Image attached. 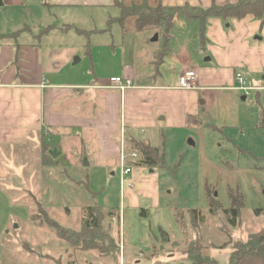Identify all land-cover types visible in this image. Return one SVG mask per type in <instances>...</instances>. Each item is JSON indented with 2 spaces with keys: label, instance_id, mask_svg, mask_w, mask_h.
<instances>
[{
  "label": "rangeland",
  "instance_id": "rangeland-1",
  "mask_svg": "<svg viewBox=\"0 0 264 264\" xmlns=\"http://www.w3.org/2000/svg\"><path fill=\"white\" fill-rule=\"evenodd\" d=\"M185 10L193 15L199 14L198 7L196 10ZM107 13L115 14L116 9H97L94 27L105 26ZM175 15L181 18L179 14ZM222 18L227 20L230 17ZM49 22H54V18L51 17L43 24L40 22V25L43 27ZM193 24L196 26L195 21H189L187 27H183L176 19L173 24L174 32L186 36L181 40L187 41L189 49L192 47L190 34L198 32V26L195 29ZM87 25L90 24L87 22ZM151 31L154 30L141 32L148 34ZM154 34L150 36V41ZM55 35L56 41L60 42H86L82 35L72 31ZM54 37L48 35L42 41H52L50 39ZM158 37L152 45L160 46L164 42L162 34ZM89 39L90 49L92 44L94 46L106 40L121 45V50L127 56L133 54L141 41V37L134 33ZM198 44L197 50L200 49L199 41ZM79 55L76 56L82 58L81 62L72 66L82 70L86 64L89 68L88 56L84 52ZM205 57L207 55L201 50L198 56L200 65ZM256 79L261 80L259 75ZM198 89L205 90V93H199L198 101L203 104H199L195 113L196 123L184 127L166 125L162 121L160 130H144L151 143L163 148V161L153 170L156 180L151 174L152 169L142 171L138 166H133L136 174L145 180L141 185L135 184L139 207L128 205L126 201L123 204L124 229L122 224V227L119 226L120 217L113 218V210L108 213L110 208L118 213L120 202L123 203L119 184L120 166L114 164L118 154L115 153L113 158H105L95 144L92 146L90 141L88 144L85 140L82 142V137L75 130L70 135H66V131H52L45 135L39 133L23 149L2 148L0 264L187 262L182 251L195 238L203 245L209 244L203 253L215 257L219 264H226L230 248L220 247L227 240L225 231L229 230L233 239H244L247 234L257 232L264 226V97L263 94L256 96L255 91L241 99L243 94L224 88L215 92L206 90L208 88ZM159 131L163 133L162 139L160 136L158 138ZM140 136L145 139L143 134ZM129 144L127 142L128 147ZM48 150L59 154L50 156ZM131 151L126 149V153ZM85 160L88 165H84ZM154 180L156 196L152 192ZM145 190L148 195L144 194ZM30 194L37 197L52 220L72 230V233L87 234L83 230L82 209L94 206L93 212L102 220V227L92 235L97 244L101 245L102 252L93 248H74L54 235L51 227L42 221H33L30 215L33 208ZM231 195L237 196L242 203L239 221L234 228H229L225 223L223 213L215 216L209 212L212 200L217 201L222 209L229 208L232 205ZM194 208L202 217L197 229L191 227L185 212ZM142 209L144 215L140 214ZM176 214L180 215L181 221ZM159 229L169 234L167 242L161 241ZM87 239L88 242L94 240L93 236ZM113 247L115 250H112Z\"/></svg>",
  "mask_w": 264,
  "mask_h": 264
},
{
  "label": "crops",
  "instance_id": "crops-1",
  "mask_svg": "<svg viewBox=\"0 0 264 264\" xmlns=\"http://www.w3.org/2000/svg\"><path fill=\"white\" fill-rule=\"evenodd\" d=\"M113 1L0 0V35L20 30L14 40L0 44V151L2 148L23 149L39 133L66 131V135H70L75 130L82 142L95 144L105 158L118 154L114 164L119 166L122 143L125 150L129 149L127 142L131 140L159 146L151 143L145 129L160 130L162 121L166 125L184 127L196 123L195 113L199 104H203L198 101L199 93H205L198 88H208L206 90L211 92L221 88L235 91L231 87L238 67L252 85H264V23L250 14L240 19L208 18L199 50L196 49L199 46L198 32L190 34L192 47L189 49L187 41L181 40L186 36L174 32L173 25L165 50L164 42L160 46L152 45L149 38L155 31L134 33L141 37V41L130 56L125 55L121 45L106 40L92 44L89 50H84L83 41H56L55 33L58 32L77 33L75 28L85 31L102 29L93 25L96 11L111 9ZM236 1L161 0V3L165 7L184 4L206 7ZM51 17L54 22L41 27L40 24ZM176 17L173 24L176 19L179 25L187 27L189 21L179 15L181 18ZM87 22L88 27L85 26ZM46 28L48 30L42 32ZM155 34L161 35L159 32ZM48 35L55 37L50 39L52 41H42ZM78 35L85 38L83 34ZM106 35L110 36L92 33L90 37ZM201 50L207 57L200 65L198 56ZM80 52L88 56L89 68L85 64L82 70H76L72 65L81 62ZM76 57L79 61L74 64ZM187 70H194L196 74L195 86L190 90L178 86L179 77ZM258 75L260 81L256 79ZM113 77L129 78L132 85L120 91L110 82ZM260 94L263 92H256V96ZM159 136L160 139L163 136L160 131ZM139 169L144 171L147 168ZM151 174L156 180L153 170ZM141 177L132 169L130 186L120 192L123 203L120 202L118 213L115 211L112 217L123 216L119 224L123 229L124 202L135 207L140 205L134 189L135 184L141 185L145 180ZM155 180L152 192L156 196ZM143 192L148 195L146 190Z\"/></svg>",
  "mask_w": 264,
  "mask_h": 264
},
{
  "label": "trees",
  "instance_id": "trees-1",
  "mask_svg": "<svg viewBox=\"0 0 264 264\" xmlns=\"http://www.w3.org/2000/svg\"><path fill=\"white\" fill-rule=\"evenodd\" d=\"M113 7L116 9L115 14H108L105 26L99 30L85 31L75 28L78 34L85 36V50L91 47L90 34L107 33L110 36L117 34L123 36L131 33H138L144 30L153 29L155 33H161L164 37V50L170 39L169 32L172 29L173 18L175 14H179L187 21H196L198 24V38L200 44L204 41L207 19L210 17H230L240 19L246 15H253L259 18L261 23H264V0H237L235 3H226L223 5L211 4L206 7H198L199 14L193 15L186 12L185 9L191 8L196 10V7H191L188 4L182 6L165 7L162 5L161 0H114ZM46 30L43 29L42 32ZM20 30L0 35V44L6 43L9 39H15ZM163 50V51H164ZM163 136H161V139ZM129 149L137 153V158L128 163L132 167L139 166L154 170L157 168L158 163L163 161V148L159 146H151L143 141L131 140L129 142ZM161 147V154L159 155V148ZM44 163L48 161H43ZM32 200L31 219L33 221H42L51 227L54 235L61 240H64L70 246L80 249H97L102 252V247L95 241V236L92 235L95 231L102 227V220L97 218L93 212L94 206H87L82 209L83 212V230L87 234H78L71 232L68 228L63 227L47 214L44 206L39 202L37 197L30 194ZM241 197V196H240ZM232 205L229 208L222 209L217 201L212 200L209 203V212L212 215L218 216L223 213L226 224L229 228H234L239 221L240 208L242 203L238 201V197L231 195ZM100 207V206H99ZM114 211V208L108 209V213ZM112 211V212H113ZM192 228L197 229L201 224L202 217L197 209H187L185 211ZM144 215V209L140 211ZM181 221L180 215L176 214ZM107 229V228H105ZM90 232V234H89ZM105 233H107L104 230ZM227 240L220 245V247L230 248L228 261L226 264H264V226L257 232L249 233L244 239L232 238L229 230L225 231ZM78 234V235H77ZM101 234V232H100ZM99 234V235H100ZM159 235L162 242L169 240V234L159 229ZM93 236L94 240L88 242V237ZM160 238V237H159ZM80 240V242H79ZM112 242V241H111ZM112 245V244H111ZM209 244L203 245L198 238L189 241L185 249L182 251V256H185L187 262L181 260L174 263L160 264H219L215 257L203 253V249L207 248ZM112 250H115L113 247ZM115 259V256H112ZM159 263V261H157Z\"/></svg>",
  "mask_w": 264,
  "mask_h": 264
},
{
  "label": "built area",
  "instance_id": "built-area-1",
  "mask_svg": "<svg viewBox=\"0 0 264 264\" xmlns=\"http://www.w3.org/2000/svg\"><path fill=\"white\" fill-rule=\"evenodd\" d=\"M195 71L194 70H187L185 71L178 80V86L182 89H193L195 86ZM110 82L118 88L120 91H123L124 89L130 87L132 85V81L129 78H121V77H113L110 78ZM233 90L237 91L238 93H241L245 96H248L251 94V92L255 91H261L264 94V85H252L250 84L245 77V74L242 70V68L238 67L234 72V85L231 87ZM130 158V160H134L137 158V153L135 151H131L130 153H126L125 146L121 145L119 159H120V171H119V184H120V190L122 191L125 186H130V173L132 172V165H130L128 162L130 160H127ZM121 221V217H120ZM119 221V222H120Z\"/></svg>",
  "mask_w": 264,
  "mask_h": 264
},
{
  "label": "water",
  "instance_id": "water-1",
  "mask_svg": "<svg viewBox=\"0 0 264 264\" xmlns=\"http://www.w3.org/2000/svg\"><path fill=\"white\" fill-rule=\"evenodd\" d=\"M0 5H1V2H0ZM157 38H158V35H157V34H154V36L152 37L151 41H156ZM78 61H79V59L76 57V58H74L73 63L75 64V63H77ZM241 99H245V97L242 96ZM190 143L193 144L192 141H190ZM50 154H51V156H53V157H55V156L58 155V153L55 152V151H51ZM84 165H88V162H87L86 160L84 161Z\"/></svg>",
  "mask_w": 264,
  "mask_h": 264
}]
</instances>
